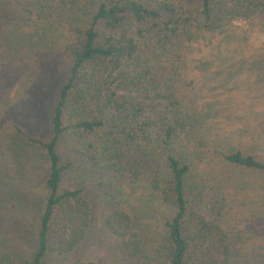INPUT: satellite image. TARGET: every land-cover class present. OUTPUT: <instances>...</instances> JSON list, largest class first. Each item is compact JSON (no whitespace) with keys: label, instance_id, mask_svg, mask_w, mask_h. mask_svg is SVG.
Here are the masks:
<instances>
[{"label":"trees","instance_id":"16d2710c","mask_svg":"<svg viewBox=\"0 0 264 264\" xmlns=\"http://www.w3.org/2000/svg\"><path fill=\"white\" fill-rule=\"evenodd\" d=\"M262 9L264 0H201L194 16L183 0L0 2V14L21 27L83 22L60 49L69 76L52 136L40 143L47 197L35 248L18 264H99L74 257L95 236L112 264H244L223 225L218 166L264 171V160L219 148L181 87L197 36L223 33ZM70 175L76 184H65ZM142 193L166 211L150 251L145 210L133 205L142 208V197L134 201Z\"/></svg>","mask_w":264,"mask_h":264},{"label":"rangeland","instance_id":"374dc122","mask_svg":"<svg viewBox=\"0 0 264 264\" xmlns=\"http://www.w3.org/2000/svg\"><path fill=\"white\" fill-rule=\"evenodd\" d=\"M183 2L191 16L200 9L201 0ZM75 25L83 22L21 27L0 14V264H18L35 248L32 233L47 197L40 143L52 136L51 117L69 76L60 49L72 41ZM195 41L181 95L196 102L204 128L222 140L219 148L264 160V9ZM217 175L225 183L223 225L237 256L244 264H264V171L219 165ZM76 181L70 175L65 184ZM146 193L134 200L142 197V208L133 205L137 213L145 210L140 226L150 251L161 241L166 211L144 199ZM98 239L82 243L74 257L112 264ZM5 253L16 256L7 260Z\"/></svg>","mask_w":264,"mask_h":264}]
</instances>
